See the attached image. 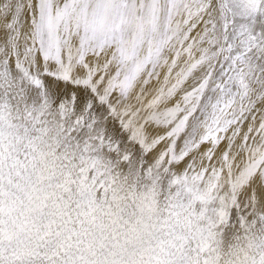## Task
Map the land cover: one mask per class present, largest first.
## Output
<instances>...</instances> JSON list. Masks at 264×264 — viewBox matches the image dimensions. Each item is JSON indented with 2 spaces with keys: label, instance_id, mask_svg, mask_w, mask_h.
I'll list each match as a JSON object with an SVG mask.
<instances>
[{
  "label": "snow or ice",
  "instance_id": "1",
  "mask_svg": "<svg viewBox=\"0 0 264 264\" xmlns=\"http://www.w3.org/2000/svg\"><path fill=\"white\" fill-rule=\"evenodd\" d=\"M0 264H264V0H0Z\"/></svg>",
  "mask_w": 264,
  "mask_h": 264
}]
</instances>
